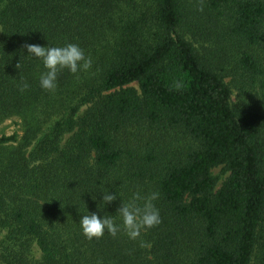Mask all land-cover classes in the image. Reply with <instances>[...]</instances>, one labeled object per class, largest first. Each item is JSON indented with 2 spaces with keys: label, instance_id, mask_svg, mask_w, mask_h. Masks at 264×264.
<instances>
[{
  "label": "trees",
  "instance_id": "1",
  "mask_svg": "<svg viewBox=\"0 0 264 264\" xmlns=\"http://www.w3.org/2000/svg\"><path fill=\"white\" fill-rule=\"evenodd\" d=\"M46 43H78L91 67L42 89L25 45ZM13 118L0 214L39 246L32 264H264V0H0ZM105 191L117 222L120 201L158 193L161 223L86 238Z\"/></svg>",
  "mask_w": 264,
  "mask_h": 264
},
{
  "label": "clouds",
  "instance_id": "2",
  "mask_svg": "<svg viewBox=\"0 0 264 264\" xmlns=\"http://www.w3.org/2000/svg\"><path fill=\"white\" fill-rule=\"evenodd\" d=\"M28 54L38 59L42 65L39 73V85L42 89L52 92L57 88L58 76L61 71L67 69L71 74L87 71L92 60L86 56L83 48L78 43H65L62 46H49L39 44L25 45ZM29 85L25 82L21 85V91L27 89ZM95 200L96 198H93ZM118 195L114 191H105L100 194V201L103 208H96V211L89 212L79 218V227L82 234L88 239H99L105 232L116 236L123 230L130 239H136L141 231L153 228L161 223L158 208L154 201L158 199V193H151L141 196L134 193L127 201H120L116 215L103 214L104 209L117 201Z\"/></svg>",
  "mask_w": 264,
  "mask_h": 264
},
{
  "label": "rangeland",
  "instance_id": "3",
  "mask_svg": "<svg viewBox=\"0 0 264 264\" xmlns=\"http://www.w3.org/2000/svg\"><path fill=\"white\" fill-rule=\"evenodd\" d=\"M132 86L136 87V85ZM234 97L235 92L232 95V102ZM13 134L21 135V126L18 119L13 118L0 124V138ZM212 174L218 180L217 188L228 176V173H225L221 167L213 169ZM3 220L0 214V264H32L38 262L41 259L39 246L33 241L25 240V238H22L23 241H19L12 237L11 230L4 225Z\"/></svg>",
  "mask_w": 264,
  "mask_h": 264
}]
</instances>
